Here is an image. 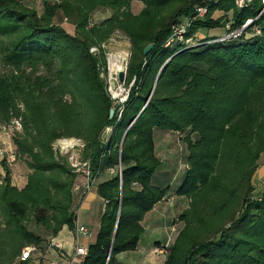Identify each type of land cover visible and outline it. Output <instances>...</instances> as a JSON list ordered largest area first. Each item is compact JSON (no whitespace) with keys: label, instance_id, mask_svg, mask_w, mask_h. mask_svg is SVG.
Listing matches in <instances>:
<instances>
[{"label":"trees","instance_id":"trees-1","mask_svg":"<svg viewBox=\"0 0 264 264\" xmlns=\"http://www.w3.org/2000/svg\"><path fill=\"white\" fill-rule=\"evenodd\" d=\"M118 33L131 44L124 104L108 91L102 48ZM0 66V125L21 120L13 147L30 170L19 188L2 161L0 264L28 263L26 246L75 230L88 179L57 157L62 138L85 144L91 178L106 175L85 264L137 250L146 214L174 192L189 205L172 243L154 248L163 264H264V185L256 195L253 183L264 153V0H0ZM160 133L185 134L189 168L172 192L166 165L157 172Z\"/></svg>","mask_w":264,"mask_h":264},{"label":"rangeland","instance_id":"rangeland-1","mask_svg":"<svg viewBox=\"0 0 264 264\" xmlns=\"http://www.w3.org/2000/svg\"><path fill=\"white\" fill-rule=\"evenodd\" d=\"M142 6L143 4L140 1H134L132 4V10L136 13L142 8ZM110 13L111 12L108 10L97 12L93 17V21L95 23H99L100 21L108 17ZM248 37H250V35ZM106 52H107L106 54L107 55V69H108V73L106 74V81H107L108 91L111 97L115 99L119 104H124L128 98L129 88L125 85V83L119 82L117 73L116 74H113V72L111 73L110 58L112 56L122 57L124 59L122 62H123V65L125 66L123 69H125L126 67L128 68L129 59L131 57V44L128 38L124 34L118 33L114 35V37H112V39L106 44ZM2 69L3 68L0 66V70ZM113 83H115L116 86H113ZM118 85L121 87L122 92H121V95L116 98L113 95V91L114 89H116ZM17 120H20V119H17ZM14 122L15 121L10 122L9 124L0 125V149L3 150L4 152V155L0 157V183L2 182L5 176L4 166L2 164V161L5 160L6 164L11 169L12 183L19 188H23L27 183V178H28V174L30 173V170L28 166L26 165V162L23 159L19 158L14 147L12 150L13 156H10V154L7 152V149H9L12 145H14L13 144L14 136L18 133V131H21V129L18 130L15 128ZM20 123H21V120H20ZM184 137H185V134L172 133L167 137L168 139L167 141L166 139L164 140L158 139L157 141L159 145V148H158L159 157H161V159H163V161L165 162L164 165L157 170V172L160 170H164L165 165H166L165 170L167 171V173H169V175H166V176H167V179H169V183L171 186L169 188L171 192L174 191V189L183 180L189 168V164L187 161L188 151H187V145L183 141ZM161 142L162 144L160 145ZM65 147L74 148V149L69 148L71 151L62 153L65 160H67V163L69 162V157L72 156L73 151L77 153V157L79 158V160L77 159V157L75 156L73 157L76 158L75 159L76 162L80 163L81 156L85 149L84 148L85 146L83 147L82 142H79V140L76 138H62V139L57 140L53 144L54 152L57 153L58 151L57 153L58 155L61 154L60 151H62ZM7 153L9 154V156L6 155ZM259 164H260L259 169L256 171L254 178H253V183L256 186V192H255L256 195L262 190V187L264 185V154H263V157L260 159ZM112 173L113 171H109L110 175ZM170 176H171V179H170ZM98 182H99V179L95 180V184H97ZM155 184L158 185V182L156 179H155ZM183 200L186 201L185 204H187L188 206L189 200H187L186 198H183ZM168 206L172 208V212H175L176 210L179 213L178 211L179 208L178 207L173 208L171 202L168 203ZM78 210H79L78 211L79 217L84 218L85 211H83V207L81 208L79 207ZM159 226L161 227L157 230H152L150 228L147 229L146 234L143 235L145 243L152 241V240L157 241V242H164L166 239H168L167 243L171 244L172 241L178 235L179 231L182 229L183 224H181L180 226L181 228L177 225L176 226H173V224L170 225L169 230H166L167 235H164L162 232L163 224L161 222L160 224L155 223V227H159ZM59 235L56 237H60ZM45 237L46 239H49L50 235L49 234L45 235ZM148 256L149 257H148L147 262L142 263V261H140V263L141 264H163V260H161L162 258L160 260L157 258V256L159 258L160 256L157 254L156 251H154V253L153 251H149ZM39 259L40 257L38 258V261ZM37 262H35V264L40 263V261L38 263Z\"/></svg>","mask_w":264,"mask_h":264},{"label":"built area","instance_id":"built-area-1","mask_svg":"<svg viewBox=\"0 0 264 264\" xmlns=\"http://www.w3.org/2000/svg\"><path fill=\"white\" fill-rule=\"evenodd\" d=\"M250 0H237V3L239 6L243 7L244 5H247V2ZM200 16H204L206 13L205 7H199L197 9ZM174 38L177 37L179 39L183 38V33L185 31L184 27H175L174 28ZM239 33H235V35H238ZM107 44V43H106ZM106 44L102 45V48L106 49ZM97 47H93L91 49L92 52L97 51ZM123 70V69H122ZM121 71V70H120ZM119 73V72H118ZM117 73V75H118ZM14 125L16 129H21V123L20 120H14ZM79 142H82L80 139H78ZM82 145L84 147V143L82 142ZM69 148L73 147H65L61 152V154H57V157L63 156L62 153L71 151ZM74 149V148H73ZM13 145L7 149V152L10 154V156H13ZM6 154L9 156V154ZM4 155L3 150L0 149V157ZM77 153L74 151L72 152V156L69 157V166L72 168V170L76 173L83 174L88 179V186H87V193H89L92 188L95 185V179L91 178V166L90 162L88 160H82L80 159V163L76 162ZM79 160V158L77 157ZM74 192H78V188H74ZM79 214V212H78ZM73 232V240L72 243L69 244L65 239L62 237H51L49 238L45 244L42 246H38L36 244H32L29 246H26L21 254V260L27 261L31 258L39 259V264H85L86 258L88 256V244L85 243V240L91 239L94 235L93 231L86 226L85 224L81 223L79 219L77 220L75 230ZM156 252L159 256L164 255V251H161L159 249H156Z\"/></svg>","mask_w":264,"mask_h":264},{"label":"crops","instance_id":"crops-1","mask_svg":"<svg viewBox=\"0 0 264 264\" xmlns=\"http://www.w3.org/2000/svg\"><path fill=\"white\" fill-rule=\"evenodd\" d=\"M168 136L169 135L166 133H160L159 134V137L161 140L166 139V141H167ZM161 144H162V142L160 143V145ZM157 146H158L157 147V150H158V148H159L158 143H157ZM263 154H262V157H263ZM158 156H159V153H158ZM105 177H106V175L102 176L99 179V182L104 180ZM183 198L184 197L177 196V194H175V192H174V196L167 193V196H165V198H163V200L161 202L157 203L154 206V208L146 214L144 220L142 221V224H143L144 229H145L144 234H146L148 228H150L152 230L159 229L161 226L155 227V223L160 224V222H161L163 224V231L162 232L164 235H167L166 230H169V228H170L169 226L172 225V223L179 217L180 213H182V211H184L188 207L187 204H185V200H183ZM169 202L172 203L173 208L174 207L179 208V210H178L179 213L176 210H175V212H172V208L168 206ZM81 207H83V211H85L84 212L85 214H84V218H80L78 215V219L80 218L79 221L81 223L85 224L86 226H88L94 233V235L91 239L85 240V243L89 244L91 242H94V240H95V237H96L98 230H99L100 217H101V215L104 211V208H105L104 201L97 194L96 184L92 188V190L86 194L85 199H84L82 205L80 206V208ZM181 224L182 223L178 222L177 226L180 227ZM66 229H67V231H66ZM59 236L62 237L63 239H65L69 244L72 243L71 239H73V237H72L73 232H71L68 228L63 229ZM167 240L168 239H166L164 242H157V241L152 240V241L145 243L144 238L142 236L138 249L135 251L125 252V253L119 254L117 256L114 264H141L140 261H142V263L147 262L148 257H149L148 252L153 251V253H154L155 246L160 245L162 243H166ZM157 258L159 260L161 259L158 256H157ZM37 261H38V259L33 257L32 259H30V261L28 263H25V264H35V262H37Z\"/></svg>","mask_w":264,"mask_h":264},{"label":"bare ground","instance_id":"bare-ground-1","mask_svg":"<svg viewBox=\"0 0 264 264\" xmlns=\"http://www.w3.org/2000/svg\"><path fill=\"white\" fill-rule=\"evenodd\" d=\"M115 55V54H114ZM130 56V55H129ZM124 59L120 56H112L110 58V67H111V73L113 72V74L118 73L120 70H122L125 66L123 65V61ZM113 87V86H112ZM122 89L121 87L118 85L116 87V89H114L113 91V95L114 97H119L121 95Z\"/></svg>","mask_w":264,"mask_h":264},{"label":"water","instance_id":"water-1","mask_svg":"<svg viewBox=\"0 0 264 264\" xmlns=\"http://www.w3.org/2000/svg\"><path fill=\"white\" fill-rule=\"evenodd\" d=\"M244 27H246V26H244ZM153 47H154L153 44L148 45V46L145 48V50H144V54H145V55H148L149 52L152 50ZM126 76H127V67H126L125 69L119 71V73H118V80H119V82H120V83H125V81H126ZM113 86H116L115 83H113ZM113 114H114V109H111V111H110V116H113ZM136 118H137V117H136ZM130 125H131V124H130ZM129 127H130V126H129ZM108 132H109V128L105 129V131L103 132V135H102V139H103V140H105V139L107 138ZM127 132H128V130L125 132V134H124V136H123V138H122V142H123V140L125 139V136H126Z\"/></svg>","mask_w":264,"mask_h":264}]
</instances>
